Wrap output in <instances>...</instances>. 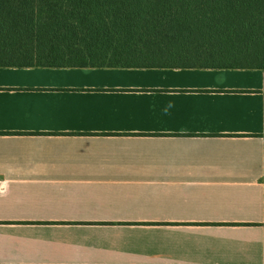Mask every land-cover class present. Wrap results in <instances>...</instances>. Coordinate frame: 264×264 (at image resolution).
Segmentation results:
<instances>
[{
	"label": "crops",
	"instance_id": "crops-1",
	"mask_svg": "<svg viewBox=\"0 0 264 264\" xmlns=\"http://www.w3.org/2000/svg\"><path fill=\"white\" fill-rule=\"evenodd\" d=\"M0 264H264V69L0 67Z\"/></svg>",
	"mask_w": 264,
	"mask_h": 264
},
{
	"label": "trees",
	"instance_id": "trees-1",
	"mask_svg": "<svg viewBox=\"0 0 264 264\" xmlns=\"http://www.w3.org/2000/svg\"><path fill=\"white\" fill-rule=\"evenodd\" d=\"M0 67L264 69V0H0Z\"/></svg>",
	"mask_w": 264,
	"mask_h": 264
}]
</instances>
